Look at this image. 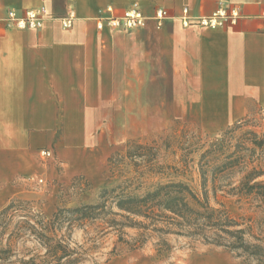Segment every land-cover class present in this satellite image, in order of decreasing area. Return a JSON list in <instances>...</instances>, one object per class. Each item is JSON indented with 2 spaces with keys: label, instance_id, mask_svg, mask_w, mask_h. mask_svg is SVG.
I'll return each mask as SVG.
<instances>
[{
  "label": "crops",
  "instance_id": "0c3cea01",
  "mask_svg": "<svg viewBox=\"0 0 264 264\" xmlns=\"http://www.w3.org/2000/svg\"><path fill=\"white\" fill-rule=\"evenodd\" d=\"M133 3L148 17L143 27L96 29L106 6L119 13ZM155 6L170 14L161 27ZM222 6L238 9L234 25L184 27L178 19L182 7L198 17ZM41 7L52 16L41 28L6 25L8 10ZM69 9L76 18L64 29ZM263 10L264 0H0V199L34 196L44 175L52 207L58 183L101 172L117 146L118 115L195 114L223 125L264 107ZM129 85L135 96L126 95ZM127 99L131 108L118 103ZM42 148L52 152L49 163ZM189 264L235 263L214 252Z\"/></svg>",
  "mask_w": 264,
  "mask_h": 264
},
{
  "label": "rangeland",
  "instance_id": "374dc122",
  "mask_svg": "<svg viewBox=\"0 0 264 264\" xmlns=\"http://www.w3.org/2000/svg\"><path fill=\"white\" fill-rule=\"evenodd\" d=\"M127 88L128 97L136 95L135 91H130L131 85ZM140 90L138 95L142 94ZM118 103L127 108L132 105L129 99L118 100ZM250 111L251 114L234 117L223 125L216 122L219 117L195 114L118 115L117 146L107 156L101 172L92 177L76 175L67 182L58 183L51 190L52 207L47 209L46 198L42 195L43 191H48L44 175L41 176L43 181L37 183L34 196L28 198L11 193L2 196L0 264H24L29 259L35 264H118L119 257L133 264H189L196 256L214 252L228 255L235 264H264V194H257L259 190L256 189L248 194L232 190L252 169L258 173L253 181L264 185V107H254ZM128 140L150 148L145 150L148 158H136L137 168L146 172L140 178L143 186L134 191L135 194L143 193L158 182L182 181L199 199L205 197L210 208L233 219L237 225L230 227L231 230L243 229L247 250L216 245L199 237L130 227V221L144 220L122 216L125 214L121 215L111 201L114 194L106 196L105 208L97 212V217L74 220L75 214L68 210L101 202L102 188L112 189L116 194L118 183L136 175L133 162L124 157ZM227 161L231 162L228 168L217 167ZM150 166L152 170L147 171ZM201 172L207 179L205 192L200 184ZM14 184L15 181L10 182ZM10 203L13 206L2 213ZM239 235L234 233V237L222 241L225 245H237ZM57 239L66 244L68 251L61 260L54 255ZM139 240H142L140 247L132 250L124 243L138 244ZM162 240L169 249L158 254L156 250Z\"/></svg>",
  "mask_w": 264,
  "mask_h": 264
},
{
  "label": "trees",
  "instance_id": "16d2710c",
  "mask_svg": "<svg viewBox=\"0 0 264 264\" xmlns=\"http://www.w3.org/2000/svg\"><path fill=\"white\" fill-rule=\"evenodd\" d=\"M260 144V143H259ZM145 150L149 151L150 148L142 146L134 140H128L126 142V151L124 157L129 158L130 162L135 166L136 175L128 179L122 180L118 183V193H114L112 189L102 188L100 190L99 197L101 202L96 204L81 205L68 210L67 212L75 214V219L78 221L88 220L97 217V212L105 208L106 201L104 200L107 195L114 194L113 201L114 206L119 212H122V216H134L144 221H130V227H138L142 229H150L154 232L163 234H177L185 236L199 237L204 241L211 240L216 245H222L226 247H236L243 251L247 250L248 245L244 242L242 237L243 229H237L233 231L230 227L237 225L236 222L228 217L227 214H220L216 209L210 208L204 199H199L197 195L192 191L190 186L182 181L168 180L165 182H158L155 185L150 186L141 194H135L140 187L143 186V178L146 171H141L137 168L136 158H148L146 157ZM209 151V150H208ZM148 153V152H147ZM156 153L153 157H155ZM152 157V156H151ZM150 158V157H149ZM111 162V158L108 159ZM231 162L227 161L218 168L224 169L230 166ZM202 168V164L199 165ZM209 166V165H207ZM153 167V165H152ZM150 166L147 171H151ZM217 167H214L215 169ZM258 173L252 169L246 176H244L238 185L232 187V190H237L238 193H250L252 190H259L257 194L263 195L264 185L253 181ZM207 182L203 172L200 176V184L205 192V184ZM13 206L12 203L7 205L2 213L6 212ZM234 233H239L237 245H225L224 238L234 237ZM210 234V235H209ZM213 235L214 237H210ZM138 244L130 245L128 241L124 243L129 245L128 249H136L140 247L142 240L137 241ZM255 248L261 249L258 245ZM169 249L168 244L162 240L160 247L156 250L158 254L166 252ZM67 246L61 239H57L54 245V255L56 259L61 260L67 256ZM24 264H35L32 259L24 261Z\"/></svg>",
  "mask_w": 264,
  "mask_h": 264
},
{
  "label": "built area",
  "instance_id": "2783aa9c",
  "mask_svg": "<svg viewBox=\"0 0 264 264\" xmlns=\"http://www.w3.org/2000/svg\"><path fill=\"white\" fill-rule=\"evenodd\" d=\"M169 11L163 6H155L151 15L156 27H161L164 20L169 17ZM239 11L235 6H222L216 9L208 16L193 17L190 15L187 7H182L178 19L182 26L188 27L197 25L200 27L216 28L225 25H234L239 18ZM261 17L264 24V10L261 12ZM52 16L45 11L43 7L35 9H27L22 16H18L14 10H8L6 15V25L17 29H39L44 25L46 19ZM76 18V13L73 9H69L63 17L60 24L64 29H70L73 21ZM148 17L141 11L136 3L122 9L119 13L111 6H106L100 11L94 19L96 29L100 30L105 27L109 29L133 30L143 27ZM39 156L43 159L52 157V152L49 149L39 150ZM39 182L42 179L38 180Z\"/></svg>",
  "mask_w": 264,
  "mask_h": 264
}]
</instances>
